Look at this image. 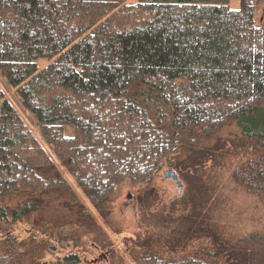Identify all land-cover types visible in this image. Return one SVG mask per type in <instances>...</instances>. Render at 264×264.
<instances>
[{
	"label": "trees",
	"instance_id": "1",
	"mask_svg": "<svg viewBox=\"0 0 264 264\" xmlns=\"http://www.w3.org/2000/svg\"><path fill=\"white\" fill-rule=\"evenodd\" d=\"M263 1L0 0V76L93 206L125 182L149 184L164 166L188 177L183 233L163 245L147 238L135 264H264V234L224 239L208 215L213 198L189 183L217 149L206 140L234 125L249 154L231 181L264 210ZM182 153L185 164L175 160ZM57 193L84 225L89 214L0 89V221L39 214ZM199 240L210 242L207 256L158 252ZM6 241L0 264H13L24 245ZM25 249L39 264L38 250Z\"/></svg>",
	"mask_w": 264,
	"mask_h": 264
},
{
	"label": "rangeland",
	"instance_id": "2",
	"mask_svg": "<svg viewBox=\"0 0 264 264\" xmlns=\"http://www.w3.org/2000/svg\"><path fill=\"white\" fill-rule=\"evenodd\" d=\"M136 3L137 0H126L124 5ZM230 8L237 9L238 3H230ZM255 20L257 24L264 25V1L256 10ZM37 65L41 70L47 65V61H38ZM0 89L20 116L25 128L66 180L69 190L89 214V220L78 226L73 212L65 206L66 198L63 199L58 193L53 194L56 199H52L47 210L19 222L0 221V256L6 251V240L11 237L17 244L24 245L16 250L17 254H13V264H29L30 256L25 254L26 246L38 250L32 259L39 264H59V261L70 255H77L80 264H135L134 260L141 256L142 245L147 238L163 245V242L177 237L172 231L183 233V227L179 226L177 229V226L186 216L184 205L190 200L183 197L187 189L181 177H188L164 166L149 184L136 186L125 182L116 188L106 206L95 207L59 163L53 148L43 139L35 118L23 108L14 89L8 87L1 76ZM262 108L264 109V102ZM72 134V129L65 130V136L70 137ZM238 134L237 128L231 125L207 139L204 147L217 149L212 151L213 155L196 174L190 175L191 181L189 180L190 184L194 183L198 198L202 194L209 195L210 200L213 198L214 203L208 215L217 225L220 235L233 244L251 235L264 234V210L253 197L231 181V171L237 164L244 162L249 154V147ZM177 157L176 161L185 164L183 153ZM169 170L177 175L182 186L181 194L175 182L163 179L164 173ZM14 205L15 201H12L10 206ZM169 220L171 221L168 222ZM72 222L75 223L74 226H70ZM169 235L170 238L173 237L170 239ZM164 246L165 248L160 247L158 250L161 256H174L175 259L187 254L207 256V250L211 248L208 240L193 241L189 247H179L177 254H168L173 246Z\"/></svg>",
	"mask_w": 264,
	"mask_h": 264
},
{
	"label": "water",
	"instance_id": "3",
	"mask_svg": "<svg viewBox=\"0 0 264 264\" xmlns=\"http://www.w3.org/2000/svg\"><path fill=\"white\" fill-rule=\"evenodd\" d=\"M163 179L164 180H171V181H173V182H175V184H176V187L178 188V189H180L179 190V194H181V183H180V181L178 180V177H177V175L172 171V170H169V171H167L166 173H164V175H163Z\"/></svg>",
	"mask_w": 264,
	"mask_h": 264
}]
</instances>
